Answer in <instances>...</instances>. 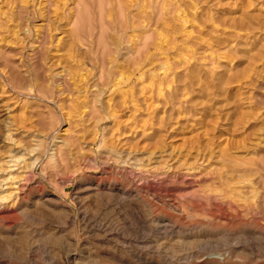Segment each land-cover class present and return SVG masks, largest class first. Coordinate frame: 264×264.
Masks as SVG:
<instances>
[{
    "label": "rangeland",
    "instance_id": "rangeland-1",
    "mask_svg": "<svg viewBox=\"0 0 264 264\" xmlns=\"http://www.w3.org/2000/svg\"><path fill=\"white\" fill-rule=\"evenodd\" d=\"M260 53L264 0H0V264H264V190L203 200L251 188L220 151H264Z\"/></svg>",
    "mask_w": 264,
    "mask_h": 264
},
{
    "label": "bare ground",
    "instance_id": "bare-ground-1",
    "mask_svg": "<svg viewBox=\"0 0 264 264\" xmlns=\"http://www.w3.org/2000/svg\"><path fill=\"white\" fill-rule=\"evenodd\" d=\"M58 1V0H57ZM242 2V1H241ZM253 2V1H251ZM220 5V4H219ZM233 5V4H232ZM237 5V4H236ZM241 5V4H240ZM65 6V5H63ZM229 6V5H228ZM234 6V5H233ZM231 6V7H233ZM230 7V6H229ZM242 7V6H241ZM221 8V7H220ZM165 9V8H164ZM238 20V19H237ZM216 28V26H214ZM133 28V27H132ZM214 29V28H213ZM212 29V30H213ZM217 30V29H216ZM226 31V30H225ZM224 31V32H225ZM234 31V30H233ZM254 31V30H253ZM216 32V31H215ZM238 33V32H237ZM261 33V31H260ZM29 34V33H27ZM236 34V31L235 33ZM239 34V33H238ZM244 34V33H243ZM262 34V33H261ZM225 35V34H224ZM253 35V34H252ZM251 35V36H252ZM233 36V35H231ZM237 36V35H236ZM239 36V35H238ZM256 37V36H255ZM219 39V38H218ZM236 42V41H235ZM220 43V42H219ZM226 43V42H225ZM39 44V43H38ZM224 45V44H223ZM226 45V44H225ZM233 46V45H232ZM36 47V46H35ZM233 48V47H232ZM39 48H37L38 50ZM33 52V51H32ZM35 52V51H34ZM34 54V53H33ZM260 53L256 56H253L252 60L250 61L249 63V66H250V74L253 72L254 73V77L251 78V80H249V82H245V83H242V84H247V85H254L257 83V79H259V68H260V65L258 63L262 62V64L264 63V55ZM233 60V59H232ZM263 60V61H262ZM225 61V59H224ZM231 61V60H230ZM234 62V61H232ZM257 64L259 66H257ZM264 67V65H263ZM263 72V71H261ZM249 74V75H250ZM248 76V75H247ZM251 76V75H250ZM249 77V76H248ZM247 77V79H248ZM244 77H241V78H237L235 80H228L224 83V85H227L229 87V85H232L234 83H237L239 84V82L241 83L242 79ZM250 79V78H249ZM245 81V80H243ZM242 81V82H243ZM57 82H59V87H61L63 90H66L68 89V87H70V83L66 80V77H61L60 76V79L57 80ZM74 82V81H73ZM55 84H58V83H55ZM241 84V85H242ZM237 86H240V85H237ZM241 87V86H240ZM239 87V88H240ZM77 88V87H76ZM232 88V87H231ZM234 88L231 89V91L233 90ZM238 89V88H237ZM241 89V88H240ZM69 90V89H68ZM70 91V90H69ZM251 91V90H250ZM61 92V91H60ZM238 92V91H237ZM63 93V92H62ZM73 113V112H72ZM70 114V113H69ZM65 141V140H64ZM62 141L61 143L65 144V142ZM229 142V141H228ZM263 142H261V140L259 139L258 142H256L255 144L253 145H250V147L248 148V150L244 151V152H241V153H237V154H231L227 149H226V146L225 148H223L220 152L221 156H222V159L224 160V163L225 165H230L232 167V170H233V164L237 165V163H241V173H242V176H238L239 179H244L248 182V184H250L249 186H251V188H248V187H243L242 189L246 190V191H243L242 189H240L241 192H237V190L235 188H230L229 187V190L228 191H223V192H220V193H204V201L206 202L207 201V205H209V207H212V208H215V209H218V211H221V214H222V210H227V212H231L234 216H235V219L236 220H239L241 216H248V214L250 213H254V210H258L260 208V197L262 196V194L260 192H258L256 189H261L264 190V159L262 158V160L260 161L259 160V156L262 154L263 151V146L262 145ZM65 146V145H64ZM207 147H205L206 149ZM60 151V149H58ZM72 151V150H71ZM65 152V151H64ZM56 153V152H55ZM58 153V152H57ZM61 153V152H60ZM70 153V152H69ZM59 154V153H58ZM203 154V153H202ZM53 156H55L53 154ZM79 156V155H78ZM247 156H250L251 158H245ZM61 157V156H60ZM62 157L63 158H60V160H65L66 159V154L63 153L62 154ZM203 157V159H206L207 156L204 155V156H201ZM200 157V158H201ZM254 157V159L252 158ZM256 157V158H255ZM264 157V156H263ZM76 158L77 155H76ZM72 159V158H71ZM75 159V156L74 158ZM82 159V157H81ZM202 159V158H201ZM76 160V159H75ZM77 161V160H76ZM79 161V160H78ZM205 160H203L204 162ZM229 162H231L232 164H230ZM61 163V162H60ZM79 163V162H78ZM78 163H75L76 165ZM82 163V162H81ZM80 164V163H79ZM78 164V165H79ZM17 166V165H16ZM15 167V166H14ZM78 167V166H77ZM80 168H83V167H80ZM77 169V168H76ZM77 171V170H76ZM28 174V173H27ZM25 177V176H24ZM12 178V180H10ZM23 178V177H22ZM14 177H10V178H7V181L9 180V182H13L14 180ZM206 178L204 177H200V178H197V180L193 181V183H199V182H202V181H205ZM16 181V180H15ZM14 181V182H15ZM23 181V183H22ZM215 181H219V180H215ZM12 183L9 185H6L8 188H10L11 190H14L15 192V199L18 200L20 199V197L23 195V193L26 191V187L27 183L26 180L23 178L22 180H19V181H16L15 183ZM214 182V181H213ZM215 183V182H214ZM230 182H226V186L228 187ZM261 184H262V187H261ZM13 186L14 188L12 189V187L10 186ZM225 185V184H224ZM7 188V189H8ZM254 188V189H252ZM6 189V190H7ZM9 189V191H10ZM29 190V189H28ZM7 194L1 198V200H7V197H12V196H8V195H12L11 193H8V191H6ZM238 194H237V193ZM5 193V192H4ZM13 193V192H12ZM26 193V192H25ZM28 194V193H27ZM14 198V197H13ZM201 200V199H200ZM6 202V201H5ZM206 205V206H207ZM215 213V215L217 214V212ZM226 212V211H225ZM220 212L217 214L219 215ZM221 216V215H220ZM224 215L221 216V218L223 219H226L223 217ZM158 218V217H157ZM224 221V220H223ZM220 233H222L220 231ZM224 234V233H223Z\"/></svg>",
    "mask_w": 264,
    "mask_h": 264
}]
</instances>
